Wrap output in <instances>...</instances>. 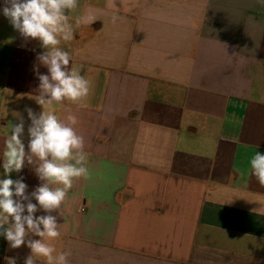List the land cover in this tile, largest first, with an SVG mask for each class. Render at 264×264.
<instances>
[{"label": "crops", "instance_id": "0c3cea01", "mask_svg": "<svg viewBox=\"0 0 264 264\" xmlns=\"http://www.w3.org/2000/svg\"><path fill=\"white\" fill-rule=\"evenodd\" d=\"M3 7L0 178L14 113L27 152L25 109L43 110L37 73L48 74L39 41ZM66 14L74 38L60 47L91 92L85 106L51 107L76 116L90 175L51 213L61 236L50 243L69 264H264V186L249 165L264 154V2L78 0ZM21 177L29 195L42 183L27 162L11 173ZM8 248L0 264H24Z\"/></svg>", "mask_w": 264, "mask_h": 264}, {"label": "clouds", "instance_id": "9594fccd", "mask_svg": "<svg viewBox=\"0 0 264 264\" xmlns=\"http://www.w3.org/2000/svg\"><path fill=\"white\" fill-rule=\"evenodd\" d=\"M77 7L78 0H4L2 9L5 18L25 40L39 41L44 51L37 60L48 70V74L37 73L39 94L35 100L43 110L36 114L31 108L25 109L31 121L27 129V152L22 140L25 122L19 113H14L19 123L12 125L3 152L0 236L12 249L26 244L31 254L24 264H36L39 257L45 258L46 264H69L71 251L58 252L50 243L61 236L57 217L51 213L61 207L75 179L90 175L84 138L73 127L77 124L76 116L69 115V123H65L51 107L66 100L85 106L83 101L91 92L90 81L69 68L70 53L60 47L62 41L74 38L73 26L66 13ZM83 22L84 17L76 20L77 24ZM25 162L34 167L42 182L30 195L22 177L11 178V173H19ZM249 165L251 175L264 186V154L256 152ZM32 199L37 203H32ZM41 210L47 214L36 216L35 213ZM30 235L39 239H30ZM6 260L7 264H16L13 257Z\"/></svg>", "mask_w": 264, "mask_h": 264}, {"label": "rangeland", "instance_id": "374dc122", "mask_svg": "<svg viewBox=\"0 0 264 264\" xmlns=\"http://www.w3.org/2000/svg\"><path fill=\"white\" fill-rule=\"evenodd\" d=\"M7 252L10 254L20 255V256H24V257H27L31 254L30 253L31 250L29 248H27L26 246H25V248H17V249H12L9 246Z\"/></svg>", "mask_w": 264, "mask_h": 264}, {"label": "trees", "instance_id": "16d2710c", "mask_svg": "<svg viewBox=\"0 0 264 264\" xmlns=\"http://www.w3.org/2000/svg\"><path fill=\"white\" fill-rule=\"evenodd\" d=\"M6 239L3 236H0V261H2L4 257V250L6 246Z\"/></svg>", "mask_w": 264, "mask_h": 264}]
</instances>
